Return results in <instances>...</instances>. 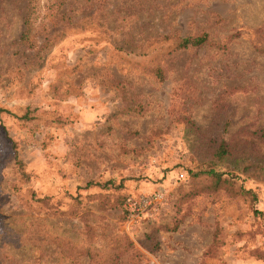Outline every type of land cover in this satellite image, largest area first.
Wrapping results in <instances>:
<instances>
[{"label": "rangeland", "instance_id": "rangeland-1", "mask_svg": "<svg viewBox=\"0 0 264 264\" xmlns=\"http://www.w3.org/2000/svg\"><path fill=\"white\" fill-rule=\"evenodd\" d=\"M26 13L0 0V264H264V0Z\"/></svg>", "mask_w": 264, "mask_h": 264}, {"label": "trees", "instance_id": "trees-1", "mask_svg": "<svg viewBox=\"0 0 264 264\" xmlns=\"http://www.w3.org/2000/svg\"><path fill=\"white\" fill-rule=\"evenodd\" d=\"M37 9V0H27V13H26V19H25V31H29L32 29L30 19L34 16ZM206 41V35L205 34H199L195 36L190 37H176L173 42V49H183V48H189V47H195L201 45L203 42ZM157 73H160V70H156ZM226 153V148L222 143H218L215 147V153L213 154V157L215 159L221 158ZM16 165L19 167L21 165V161L16 159L15 160ZM200 173L210 176V178L213 180L214 185H218L220 182V174L216 173L213 169L208 168L205 170H201ZM129 196H125L122 199V208H123V202L125 198ZM124 213L126 212L125 209ZM258 256V255H257ZM258 258V257H257Z\"/></svg>", "mask_w": 264, "mask_h": 264}, {"label": "built area", "instance_id": "built-area-1", "mask_svg": "<svg viewBox=\"0 0 264 264\" xmlns=\"http://www.w3.org/2000/svg\"><path fill=\"white\" fill-rule=\"evenodd\" d=\"M159 197V192H153L140 198L127 197L123 202L124 209L129 215H136L152 204Z\"/></svg>", "mask_w": 264, "mask_h": 264}]
</instances>
